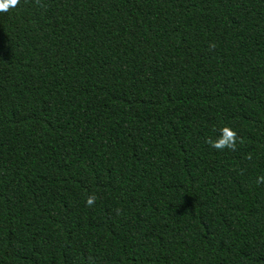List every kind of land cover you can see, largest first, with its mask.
I'll return each mask as SVG.
<instances>
[{"label": "trees", "instance_id": "trees-1", "mask_svg": "<svg viewBox=\"0 0 264 264\" xmlns=\"http://www.w3.org/2000/svg\"><path fill=\"white\" fill-rule=\"evenodd\" d=\"M0 264H264V0L0 10Z\"/></svg>", "mask_w": 264, "mask_h": 264}, {"label": "clouds", "instance_id": "clouds-1", "mask_svg": "<svg viewBox=\"0 0 264 264\" xmlns=\"http://www.w3.org/2000/svg\"><path fill=\"white\" fill-rule=\"evenodd\" d=\"M17 3V0H0V10H6L9 5H15ZM227 131V130H225ZM234 133L233 132H227V135L224 139H221L219 143H212V147L220 149L224 147H233L234 146ZM94 200V196H90L87 200L88 204H91Z\"/></svg>", "mask_w": 264, "mask_h": 264}]
</instances>
